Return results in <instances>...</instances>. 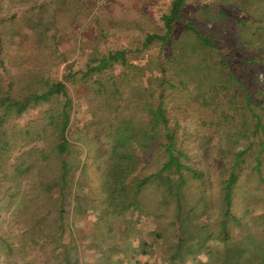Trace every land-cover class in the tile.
<instances>
[{
	"label": "trees",
	"instance_id": "trees-1",
	"mask_svg": "<svg viewBox=\"0 0 264 264\" xmlns=\"http://www.w3.org/2000/svg\"><path fill=\"white\" fill-rule=\"evenodd\" d=\"M186 3L187 0H171L167 13L161 18L162 30L147 32L144 39L137 42L134 50L111 51L102 56L91 55L85 70L80 72L81 80L109 72L115 65L120 66L127 73L125 79L129 76L135 77L136 66L131 64L128 54L141 53L153 45H159L162 48L169 44V40L174 35V26L183 20ZM48 7L46 4H40L35 8V10L40 9L41 12L38 13L31 8L27 14L21 16V21L14 15L9 19L0 17V34L5 37L10 36L9 49L16 53L20 52L22 47L19 43L20 38L36 32L40 38L39 41L31 45L27 43L24 48L30 53H36V58L45 52L57 58L63 56L54 36L57 33L58 22L56 21L52 28H46L48 17H57L59 11L56 9L53 11ZM195 12L192 21L183 23L184 29L179 35L181 38L178 37L169 44L172 49H181L183 57L178 59L171 55L166 61L162 60L164 62L160 65L161 82L152 83L156 89L151 90L150 87V92L143 98L134 96L127 98L128 115L122 116L121 109L117 111L121 107L116 105L122 99L123 81L118 82L109 76L105 81L97 79L96 89L91 86L89 91L92 92V96L95 99L100 98L102 104H105L112 95L114 101L109 100L108 104L111 109L115 105L112 110L116 115L108 118L103 124L90 123L86 127L87 137L90 136L89 129L94 127L96 130L93 132L95 136L93 139L107 141V144H104L106 146L102 144L98 145V149H88L89 154H95L100 161L97 170L99 176L97 186L100 193L98 192L95 197H89L87 194V187H92V181H88V186L83 182L90 174L87 161H78L76 158L73 162L69 161L70 157L76 152L84 151L85 147L81 149L73 146L68 136L69 113L72 105L64 83L51 81L44 73L35 69L19 72L12 77L5 72L0 74L4 78V89L0 88V130L8 117H19L30 108L51 103L55 97L63 98L61 105L45 113L42 124L34 129V133L26 130L23 133L24 136L20 138L22 148L35 141L42 142L45 146L37 148L38 152L23 153L22 156L27 158H23L13 166L12 173L17 176L15 179L28 180L31 182V187L28 192H22L21 195H18L19 189H16L9 197V206L16 202L14 200L19 199L18 203L23 205V210L28 212L27 214L34 209L50 210L55 206L54 200L57 199L55 189L57 185H60L62 192L73 186V190L76 189L75 210L78 214L83 212L84 199L88 200L94 209L102 205L103 212L114 217H121L130 209L138 210L142 214L146 212L147 207L142 203L141 195L148 185H153L156 195L159 196V200L157 198L154 204L155 207L162 204L166 206L164 210L168 212L167 207L173 203L176 215L174 217L172 211L168 222L171 226L173 225V231H177L179 224L182 223L180 220L196 216L194 213L198 209L206 211L208 205L205 199L208 195L202 172L193 170L182 163L185 155L176 148L175 134L168 128L163 99L167 94L178 98L188 94L201 105L214 107L217 97L222 96L226 98L227 111L219 116L217 123H212L215 125L217 141L224 143L228 147L227 151L230 152L234 150L232 147L234 145L231 143L237 142V137L244 138L246 144L240 146V150L233 152L236 164L224 188L218 192L223 206L219 231H209V228L204 226L202 240L197 250L184 251L183 243L178 241L180 246L176 244L178 247L174 248L173 252H169V264H188V260H193L199 254L201 247L206 248L205 256L212 263L264 264L263 241L261 239L256 241L253 238L255 235L250 234L239 243L233 240L227 227L229 219L235 220L231 214L233 194L239 181L238 175L235 174V167L243 156L254 149V146L258 147L253 156L256 163L254 171L257 174V182L264 186V169H262L264 167V125L261 117L253 111L258 109L264 115V0H211L206 6L197 7ZM25 22H28L30 27H24ZM25 30L29 33L24 32ZM50 34L51 37L47 36ZM225 37H229L231 47L234 48L232 53L217 51L218 42ZM2 46L3 43L0 42V49ZM182 58L183 60L180 61ZM234 60L239 62L236 69L231 68ZM1 67L6 69L0 56ZM66 78L77 83L71 73ZM102 104L99 110L103 109ZM119 113L122 115L117 116ZM235 118L240 125V133L234 135L232 130L237 124L230 126V122ZM3 135L5 136V133ZM48 137L50 140L46 142L45 139ZM0 138H4L2 134ZM7 148H10L9 141L0 139V152ZM157 151L160 154H156ZM157 156L159 160L156 159ZM142 159L145 163L157 164L158 167L154 169L155 171L152 169L147 173H144L146 169L139 171ZM2 165L4 164H0V169ZM75 172H79L78 178L74 176ZM192 180L200 181L198 202L195 204L187 201L190 190L188 183ZM92 188H96V185ZM64 198L65 196L63 200ZM56 202L59 208L58 223L47 228L51 230L50 238L53 245L56 248H62L66 254L74 249L76 253V246L72 240L74 233L66 215L68 213L63 209L64 201L62 204L60 200ZM160 212L159 214L162 215ZM47 213L49 211L45 216ZM35 216L38 221L34 223L31 228L32 234L29 235L43 236L42 234L47 232L44 229L49 226L47 219L40 220L39 213ZM183 216L184 219H182ZM259 218L263 226L264 214ZM153 231L156 237L162 235L155 228ZM57 236L58 244L54 241ZM66 236L73 241L72 248L69 247L68 250L62 247ZM247 240L250 243L254 242L251 249H249L251 244L246 243ZM145 242L138 244L142 257L147 255L145 248L150 246ZM209 242L219 243L216 247L213 246V249H208ZM32 243L33 246L37 245L36 241ZM26 244L23 245L26 247ZM23 245L21 244L18 250L21 253L24 251ZM5 246L10 254L12 245L5 240ZM127 250L128 247L125 250L116 248L114 255L118 258H126V255L132 251ZM109 255L112 253L110 252ZM101 256L106 258L104 253ZM68 258L65 263L61 259V264L76 263V255H70ZM114 262L117 263L116 260ZM29 264L34 263L31 261Z\"/></svg>",
	"mask_w": 264,
	"mask_h": 264
},
{
	"label": "rangeland",
	"instance_id": "rangeland-1",
	"mask_svg": "<svg viewBox=\"0 0 264 264\" xmlns=\"http://www.w3.org/2000/svg\"><path fill=\"white\" fill-rule=\"evenodd\" d=\"M170 2L171 0H0V17L4 19H9L14 15L21 21L20 18L24 16L23 14H27L31 8L35 10L40 4H46L49 9L59 11L57 17H48L46 28H52V25L56 21L58 22L57 33L54 36H56L63 56L57 58L45 52L36 58V53H30L24 48L27 43V45H31L39 41L40 38L36 32L20 38L19 43L22 47L18 53L9 49L10 36L5 37L0 34V42L3 43L0 56L6 66V69L0 68V74L5 72L12 77L19 72L35 69L44 73L51 81L64 83L72 105L69 113L68 136L73 146H78L81 149L85 147L84 151L76 152L69 158V161L73 162L75 158L78 161H87L90 174L88 179L83 181L84 185L88 186V181H92V187L96 185V188L87 187L89 197H95L98 192L100 193L97 186L99 181L97 170L100 161L95 154L90 155L88 149H98V145L107 144V141L93 139V132L96 130L94 127L89 129L90 136L87 137L86 127L90 123L103 124L108 118L116 116L112 110L115 105L111 109L108 104L109 100L114 101L112 95L109 96L105 104H102L100 98L95 99L92 96V92L89 91L91 86L96 89L98 87L97 79L105 81L109 76L118 82L123 81L122 99L116 104L121 107L117 111L119 112L121 109L123 115L119 113L117 116L128 115L126 99L133 96L143 98L150 92V87L151 90L156 89L152 83L161 82V62L166 61L171 55L178 59L183 57L181 49H172L169 44L178 39L183 32V23L193 20L197 7L206 6L211 0H187L182 15L183 20L174 26V35L169 40V44L162 48L159 45H153L141 53L128 54L131 64L136 66L135 77L129 76L125 79L127 73L117 65L109 72L99 76L94 75L91 79L81 80L80 72L85 70V65L91 55L102 56L117 50L131 51V49H135L137 42L144 39L147 32H160L163 28L161 18L167 13ZM35 12L41 11L36 9ZM24 27L28 28L30 24L25 22ZM51 34L47 36L51 37ZM229 40V37L220 40L217 44V51L232 53L234 48L231 47ZM238 63L237 60H234L231 68L236 69ZM70 73L74 75L77 83L66 78ZM166 76L168 77V74ZM3 87L4 78L0 76V88ZM225 99L222 96L217 97L214 107L203 106L188 94H184L180 98L167 94L163 99L168 128L175 134L176 148L185 155L182 163L193 170L202 172L208 195L205 199L208 205L206 211L198 209L194 213L196 216L180 220L182 223L179 222L177 231H173V225L171 226L168 222L173 212L174 217L176 215L173 203L167 207L168 212L164 210L166 206L162 204L155 207L154 204H156L157 198L159 200V196L156 195L153 185H148L141 195V201L147 207L146 212L142 214L138 210L130 209L124 212L123 216L114 217L105 214L102 205L97 206L96 204L97 207L94 209L85 199L83 212L78 214L75 210L76 189L73 190V186L62 192L60 185H57L55 189L57 199L54 200V203L56 207L53 206L50 210L34 209L30 214H27L28 212L23 210V205L18 203L19 199L14 200L16 202L9 206V197L16 189H19L18 195H21L22 192H28L31 187V182L28 180L15 179L16 175L12 173L13 166L23 158H27L22 156L23 153L38 152L37 148L45 146L44 143L35 141L22 148L20 147L22 144L20 138L26 130L34 133V129L39 128L42 124L45 113L61 105L63 98L55 97L51 103L30 108L19 117H8L0 130V134L4 137L0 139H6L10 145V148L0 152V164H4L0 169V264H29L31 261L34 264H61L60 260L62 259L65 263L70 255H76L75 264H169V252H173L174 248L180 246L178 241L183 243L184 251L197 250L202 240L204 226H207L209 231H219L223 206L218 192L224 188L225 182L236 164L233 152L240 150V146L246 144L244 138L237 137V142L231 143L234 145L232 146L234 150L230 152L227 151L228 147L224 143L217 141L215 125L212 123H217L219 116L227 111ZM101 104L104 107L99 110ZM253 111L261 117L264 125V115L261 111L258 109H253ZM236 120V118L233 119L230 126L237 124ZM232 133L234 135L240 133L239 124L233 127ZM76 138L77 140H75ZM45 140L48 142L50 138ZM257 150L258 147L254 146V149L248 155L243 156L235 167V174L239 178L231 206V214L235 220L229 219L227 227L233 240L239 243L250 234L255 235L253 238L256 241L261 239L263 241L262 253L264 254V225H261L262 221L259 218L264 214V186L262 183L259 184V181L257 182V174L254 171L256 163L253 156ZM156 154L160 153L157 151ZM158 157H156L157 160H159ZM157 167V164H147L142 159L139 171L146 169L144 173H147ZM74 176L78 178L79 172H75ZM199 185L200 181L192 180L188 183L190 190L187 201L190 204L198 202ZM63 196H65L64 200ZM56 200H60L61 204L64 201L63 209L68 213L66 215H68L74 233L72 240L76 246V253L74 249L66 254L62 248H56L50 238L49 231L51 230L47 228L58 223L59 208H57ZM48 211L49 213L45 216ZM37 213L41 215L40 220L47 219L49 226L44 229L47 232L43 233V236L38 234L30 236L31 228L38 221L35 218ZM53 221H55L54 224ZM154 228L159 231V234L162 233L160 237H156ZM57 239L58 236L54 240L56 243ZM5 240L13 247L10 254L6 250ZM248 240L246 243L251 244L249 245V249H251L254 242L250 243ZM32 241H36L37 245L33 246ZM73 241L66 236L62 247L67 250L69 247L72 248ZM142 241H146L145 243L150 245L145 248V254H147L145 257L140 254L141 249L138 245ZM218 243L209 242L207 248L213 249V246L216 247ZM21 244H26V247L23 245V253L18 251ZM127 247L132 251L126 255V258H118L117 255H114L116 248L125 250ZM205 249L201 247L199 254L193 260H188V264H217V262L212 263L205 256ZM110 252L112 255H109ZM103 253L106 258L101 256ZM55 256L56 258H54ZM115 260L117 263L114 262Z\"/></svg>",
	"mask_w": 264,
	"mask_h": 264
}]
</instances>
